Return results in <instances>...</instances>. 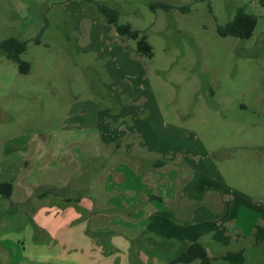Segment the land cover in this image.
Listing matches in <instances>:
<instances>
[{
  "label": "rangeland",
  "instance_id": "1",
  "mask_svg": "<svg viewBox=\"0 0 264 264\" xmlns=\"http://www.w3.org/2000/svg\"><path fill=\"white\" fill-rule=\"evenodd\" d=\"M151 1L173 8L153 10ZM100 3L116 7L120 23L147 32L152 58L104 21L96 10ZM241 7L258 17L254 35L221 36L218 26ZM12 36L28 41L22 55L31 62L27 74L1 47ZM93 127L95 136L115 137L104 155L88 159L99 168V196L106 176L122 179L117 170L122 160L144 173L159 170L165 178L163 171H172L180 184L197 178L180 156L153 166L161 158L141 146L144 136L164 152H182L200 171L199 184L224 178L263 207L264 0H0V180L14 184L12 198L23 195L20 184L36 160L31 153L27 165L26 140ZM126 143L131 152L124 151ZM83 178L80 191L87 193ZM114 225V236L127 239ZM260 226L242 240L233 223L225 245L210 236L201 242L213 264H264ZM240 247H245L241 261L224 258ZM177 249V254L187 250Z\"/></svg>",
  "mask_w": 264,
  "mask_h": 264
},
{
  "label": "crops",
  "instance_id": "2",
  "mask_svg": "<svg viewBox=\"0 0 264 264\" xmlns=\"http://www.w3.org/2000/svg\"><path fill=\"white\" fill-rule=\"evenodd\" d=\"M94 129L62 130L54 136L26 140L23 152L27 165H31V153H35L36 160L24 177L26 182L20 184L23 195L16 199L0 195V264H168L149 255L147 249L160 247L177 254L178 246L188 249L191 243L207 236L225 245L233 223L235 234L242 235V240L245 235L256 234L257 227L263 225L264 205L257 206L239 185H231L224 178L214 181V185L199 184L200 171L184 159L182 152H164L150 146L139 131L144 138L141 146L152 155L168 161L180 156L197 178L180 184L171 170L163 171L165 178L159 170L144 173L138 164L122 160L117 163L122 179L117 180L114 173L106 176L99 196V168L89 164L88 159L96 161L104 155V146L114 142L115 137L95 136ZM125 145L124 151L131 152L129 143ZM90 165L94 168L91 174ZM82 178L90 188L87 193L80 191ZM41 186L59 187L72 200H66L64 194L39 196L36 192ZM80 194L82 198L77 201ZM26 195L31 198L26 200ZM114 224L127 234V239L123 233L114 236ZM260 228L258 242L264 236V226ZM244 250L240 247L224 258L239 262Z\"/></svg>",
  "mask_w": 264,
  "mask_h": 264
},
{
  "label": "trees",
  "instance_id": "3",
  "mask_svg": "<svg viewBox=\"0 0 264 264\" xmlns=\"http://www.w3.org/2000/svg\"><path fill=\"white\" fill-rule=\"evenodd\" d=\"M149 6L156 10L163 8L165 10L172 9V5L163 1H151ZM187 9V8H186ZM97 12L102 16L104 21L109 25H112L119 34L133 39L136 42L137 51L146 57L152 58L154 56V48L152 43L149 41L147 32L136 29L132 24L120 23L119 16L120 12L116 7L108 5L106 3H100L97 5ZM258 24L257 15L248 12L244 7L238 9L235 17L228 21L225 25L218 26V33L221 36H234L240 39H249L254 35L255 29ZM37 42L38 39H37ZM1 47L6 52V56L19 65V70L23 74H27L31 70V62L22 58V55L28 49V41L20 40L17 37H9L1 42ZM168 161L165 159H156L153 161V166L160 167L164 166ZM14 191V184L8 180H0V195L4 198H10ZM39 196H46L49 194H64V191L59 187H46L40 192H36ZM65 199L70 201L71 197ZM82 198L81 194L76 200ZM159 199H161L159 197ZM149 255H156L160 259L166 261L168 264H189L196 260H199L200 264H213L212 258L208 252L207 247L200 241H195L190 244L185 252L180 254H174L167 252L160 247L153 249H147Z\"/></svg>",
  "mask_w": 264,
  "mask_h": 264
}]
</instances>
